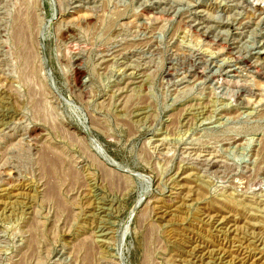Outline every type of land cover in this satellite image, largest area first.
<instances>
[{
    "label": "rangeland",
    "instance_id": "1",
    "mask_svg": "<svg viewBox=\"0 0 264 264\" xmlns=\"http://www.w3.org/2000/svg\"><path fill=\"white\" fill-rule=\"evenodd\" d=\"M0 119V264H264V0H0Z\"/></svg>",
    "mask_w": 264,
    "mask_h": 264
},
{
    "label": "bare ground",
    "instance_id": "2",
    "mask_svg": "<svg viewBox=\"0 0 264 264\" xmlns=\"http://www.w3.org/2000/svg\"><path fill=\"white\" fill-rule=\"evenodd\" d=\"M22 24V23H21ZM22 26V25H21ZM23 27V26H22ZM22 27L20 28V29H22ZM24 31V30H23ZM17 34H19V33H17ZM24 34V36H25V33H23ZM22 34V35H23ZM27 35V34H26ZM19 36V35H18ZM23 39H24V37H22ZM28 38V37H27ZM41 39H42V37H41ZM28 41V40H27ZM29 42V41H28ZM40 42V41H39ZM3 113V112H2ZM1 120V119H0Z\"/></svg>",
    "mask_w": 264,
    "mask_h": 264
}]
</instances>
